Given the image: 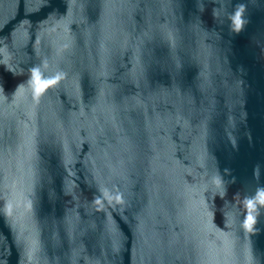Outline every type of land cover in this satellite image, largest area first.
<instances>
[{
  "label": "water",
  "instance_id": "1",
  "mask_svg": "<svg viewBox=\"0 0 264 264\" xmlns=\"http://www.w3.org/2000/svg\"><path fill=\"white\" fill-rule=\"evenodd\" d=\"M0 264H264V0H0Z\"/></svg>",
  "mask_w": 264,
  "mask_h": 264
},
{
  "label": "snow or ice",
  "instance_id": "2",
  "mask_svg": "<svg viewBox=\"0 0 264 264\" xmlns=\"http://www.w3.org/2000/svg\"><path fill=\"white\" fill-rule=\"evenodd\" d=\"M251 219V218H250Z\"/></svg>",
  "mask_w": 264,
  "mask_h": 264
}]
</instances>
